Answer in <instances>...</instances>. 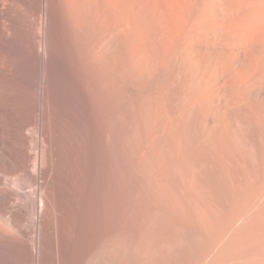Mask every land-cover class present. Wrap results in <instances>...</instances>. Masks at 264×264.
I'll list each match as a JSON object with an SVG mask.
<instances>
[{"label": "bare ground", "instance_id": "6f19581e", "mask_svg": "<svg viewBox=\"0 0 264 264\" xmlns=\"http://www.w3.org/2000/svg\"><path fill=\"white\" fill-rule=\"evenodd\" d=\"M0 25L15 39L11 43L21 40L0 42V264H93L95 259L113 264L117 228L131 220L132 159L142 173L136 175L140 182L150 170L156 173L149 177L161 193L177 182V176L171 175L173 181L166 174L169 169L173 174L190 160L192 133L186 124L203 126L196 140L199 153L203 147L216 167L226 163L228 145L252 143L242 130L257 119L260 106L264 110V0H0ZM31 31L34 39L28 36ZM256 125V135L264 138V127ZM142 150L143 157L136 158ZM216 167L214 172L222 168ZM185 178L179 179L183 183ZM180 183L175 189L185 184ZM161 195L159 202L167 196ZM170 195L168 206L183 197L177 201ZM253 198L250 204L260 206L259 198ZM250 204L238 205L227 218L230 230L238 221L242 228L252 220L255 224ZM225 234L212 240V248L219 249L211 252L213 264L222 263Z\"/></svg>", "mask_w": 264, "mask_h": 264}, {"label": "rangeland", "instance_id": "374dc122", "mask_svg": "<svg viewBox=\"0 0 264 264\" xmlns=\"http://www.w3.org/2000/svg\"><path fill=\"white\" fill-rule=\"evenodd\" d=\"M2 27H1V25H0V42L3 44V45H11V44H16V42H17V44H21V40L20 39H17L16 38V41H15V43H14V41H13V43H11L12 42V39L13 38H8L7 37V35L6 34H4L5 32L4 31H2V29H1ZM32 34V35H31ZM6 37H5V36ZM2 36V37H1ZM29 37L31 36V38L32 39H34V35H33V32L31 31L30 33H29V35H28ZM8 38V39H7ZM30 38V39H31ZM8 41H7V40ZM31 39V40H32ZM11 42H10V41ZM13 40H15V39H13ZM18 41H20V43H18ZM9 42V43H8ZM1 44V45H2ZM137 107V106H136ZM136 107H134L133 109L134 110H136L137 108ZM136 108V109H135ZM261 109V110H260ZM258 110V109H257ZM264 110L261 108V106L259 107V110L257 111L258 113H257V115L258 116H261L260 118L257 116L256 118V120L255 119H253L254 120V122H253V120L251 119L250 120V123H248V125H245L244 126V129L242 130L243 131V135H244V137L245 138H248L249 140H250V142H252V143H250L251 144V146L253 147V150L255 151V149H256V151L254 152L253 151V153H251V151H249L250 150V148H251V146H250V148H249V145L250 144H247L246 142H243V143H241L239 146H237V147H233V146H230V145H228V147L226 148L227 150H226V155H225V158H224V162H226V163H221V164H223V166H219L218 165V167H222L221 168V170H219V168L218 167H216V165H215V160H212V159H214L210 154H208V152L202 147L201 149H203V151L204 152H207V154L206 153H204L203 151H201L202 153H199L200 152V145H199V143H198V141H199V137L201 136V134L203 133V126H202V128L198 125V128H199V130H200V134H198L199 133V130H198V128L196 129V124L197 123H195L194 122V124H193V122L192 123H190V124H188V125H194V126H192V127H190V126H187V124L185 125V127H187V128H185L186 129V131L188 130V134H190V132H189V130L191 131V133H192V135H194V132L196 131V130H198V135L196 136V134L192 137V135L190 136L189 135V137L191 138L192 137V139H191V141H190V138H189V142H190V155H191V157H189V162H191V164L189 163H186V169H187V171H186V169L184 168V169H181V167H180V169H179V167H177L178 169H176L175 170V168H174V170H175V173H170V169H169V171H168V173H166V174H169V177L174 181L175 179H173L174 177V175H175V177L177 176V182L178 183H180L181 181H182V179H183V177L185 178V176H187L186 178H185V181L183 180V183L185 182V184L186 183H189L190 185H189V187L188 188H185L186 186H188V184H183L182 182V184L183 185H185V186H183V185H179V189L178 190H180V187H183V189H186V191L187 192H185V190H183V189H181V191H182V193H184L185 192V194L187 193V194H189V193H191V195L189 196H187V195H183V194H181V192L180 191H178L177 190V188L175 189V187L176 186H178L177 185V182L175 181V182H173V184L175 185V183H176V185H175V187H174V185H173V188L172 189H170V190H173V189H175V191H178V192H175L174 190H173V192H175V194H177L178 196H175L176 197V199H174L175 197H174V194L173 193H171L172 191H170V190H168V191H170V193H171V195L170 194H168L169 192L167 191V192H165V190L164 191H162L161 193H162V195H161V193H159L160 192V190L161 189H158L159 188V186L156 184L157 182L156 181H154L155 179H152L153 177H149V175L151 174L150 173V171H149V173L147 172V174L148 175H146V179L144 178V180H149L150 181V183H149V181H147V182H145L144 180H142L143 182H140V180L138 179L139 178V176L137 177L136 175H142V173L140 174V171H139V168H138V164H137V162L135 161V160H133L132 159V176H133V173H134V176H133V178L135 179H131L130 180V182L132 183L131 185V188H132V191L131 192H133V195L132 196H134L132 199H133V201L134 202H132L131 204V213L134 215V217H133V215L131 214V216H130V218H131V220L129 221V223L127 222V224L128 225H126L127 227H125V225H122L121 223L119 224V225H122V226H118L119 228H117V232H116V236H115V242L113 243V246L115 245V250L113 249V252H114V255H113V264H197V261H198V263L199 264H213V260L215 259V258H213V255H212V253L211 252H213L214 250H215V252H213V253H218L217 251L219 250V249H217V248H215L214 247V249L212 248V240H214V238L216 237V235H217V237H218V235H219V237L221 238V234L222 233H228V232H226L227 230L229 231L230 230V224H228L229 222H227V221H230L229 219H227V218H232V216L234 215V213L236 212V207L238 206V205H240L239 207H241V205L243 204V205H248V204H250V202L251 203H253L252 202V199H256V198H253V197H258L259 198V202L257 201L258 200V198H257V200H256V202H258V203H260V206L259 205H257L256 204V207L254 206V204H253V206H252V204H250V206H251V208H250V206H248L249 208H250V210L251 211H253L255 214H254V217H253V219H256V220H254V222H255V224L254 223H252L253 222V220L251 221V223H249V229L248 228H242V227H239L240 226V224H241V222L239 223V221L237 222V224H236V228L234 229L235 231H233V229H231L230 231H229V234H225V235H223V236H225V238H224V240H226L225 242H224V240H223V242H224V251L223 252H225V253H221L222 255H221V257H223L222 258V263L221 264H225V262H226V264H238V262H239V260H240V262H239V264H264V239H262L263 238V236H264V234H262V233H264V221L262 222V220H264V216L263 217H260V216H262L263 214H264V210L262 209V207L264 208V204H263V200L264 199H261L260 197H262L261 195L262 194H260V193H264L262 190H264V188L262 187V186H264L263 184H264V182H263V178H264V152H262V151H264V138H261L259 135L257 136L256 134L257 133H255V131H254V129H255V127L257 126L256 124H258V126L259 127H264V117H262V116H264V112H263ZM260 112V113H259ZM135 113L137 114V110L135 111ZM262 121V122H261ZM252 122V123H251ZM261 122V123H260ZM254 125H255V127H254ZM252 126V127H251ZM192 130H191V129ZM193 128H195L196 130L194 131V129ZM194 131V132H193ZM246 131V132H245ZM197 132V131H196ZM248 135V136H247ZM195 137H198V138H195ZM253 139V140H252ZM196 140H198L197 142H196ZM261 140V141H260ZM137 141H139V140H137ZM192 142V143H191ZM195 142V143H194ZM257 142V143H256ZM246 143V144H245ZM254 143H256V144H254ZM140 144V150L142 149V145H141V142L139 141L138 142V145ZM195 144H197L198 145V147H199V149H197L198 147H197V145H196V147L197 148H195ZM253 144V145H252ZM191 145H193V146H191ZM256 147H255V146ZM240 147V148H239ZM248 147V148H247ZM233 148H234V150H233ZM235 148H236V150H235ZM194 152H193V151ZM198 150V151H197ZM233 151V153H231ZM141 152V151H140ZM236 154H235V153ZM144 152H143V150H142V152L141 153H139V154H135L136 155V158H141L140 156H142L143 157V154ZM228 153V154H227ZM204 154H206V155H204ZM250 154H252V155H250ZM256 156H255V155ZM135 155H134V158H135ZM192 155H194V156H192ZM196 155V156H195ZM200 155V156H199ZM197 156H199V157H197ZM239 156V157H238ZM248 156H250V157H248ZM256 158H255V157ZM193 157H195L194 159H193ZM205 157V158H204ZM207 157V158H206ZM193 160H192V159ZM198 158V159H197ZM200 158V159H199ZM202 158V159H201ZM212 158V159H211ZM233 158H235V159H233ZM252 158V159H251ZM204 159H207V160H209V159H211V161H209V162H211V164L208 162H206ZM239 159H241V160H239ZM251 159V160H250ZM196 160V161H195ZM202 162V165H199V164H201V162ZM212 161L214 162V164L212 163ZM235 161V162H234ZM238 161V162H237ZM250 161V162H249ZM259 161V162H258ZM263 161V162H262ZM195 162V163H194ZM199 162V163H198ZM257 162V163H256ZM196 163H198V165L196 164ZM246 163V164H245ZM204 164H207V165H204ZM226 164V165H225ZM243 164H244V166H243ZM248 164V165H247ZM254 164V165H253ZM263 164V165H262ZM208 165L210 166V167H208ZM238 165V166H237ZM259 165V166H258ZM262 165V166H261ZM196 166V167H195ZM207 168H206V167ZM251 166V167H250ZM258 168H257V167ZM194 167H195V169H194ZM203 167H204V169H203ZM215 167H216V169H217V171L215 170V172H214V169H215ZM241 168V169H239V168ZM248 167V168H247ZM261 167H262V169H261ZM135 168V169H134ZM167 168V167H166ZM189 168V169H188ZM209 168H210V171H209ZM224 168H226V169H224ZM236 168V169H235ZM238 168V169H237ZM246 168V169H245ZM255 168V169H254ZM168 169V168H167ZM172 170V172H174L173 171V168H171ZM197 169V170H196ZM203 169V170H202ZM208 171H207V170ZM137 170V171H136ZM179 170V171H178ZM185 170L187 173H186V175H184L185 174V171L183 172V171ZM236 170H238V171H236ZM242 170V171H241ZM248 170V171H247ZM252 170V171H251ZM257 170V171H256ZM167 170H165V172H166ZM177 171V172H176ZM182 171V172H181ZM196 171V172H195ZM199 171V172H198ZM218 171H220L219 173H218ZM222 171V172H221ZM241 171V172H240ZM251 171V172H250ZM259 171V172H258ZM180 172V173H179ZM194 172V173H193ZM213 172H214V174H213ZM224 172V173H223ZM245 172V173H244ZM254 172V173H253ZM155 172H152V174H154ZM191 173H193V174H191ZM253 173V174H252ZM151 174V175H152ZM180 174V175H179ZM196 175V178L194 177L195 175ZM201 174V175H200ZM216 174H218V175H216ZM227 176H225V175ZM243 174V175H242ZM255 174H256V177H255ZM150 175V176H151ZM171 175H173V176H171ZM178 175L182 178L181 180L179 179L180 177H178ZM184 175V176H183ZM193 175V177L195 178V180H193L194 178H192L191 176ZM215 175V176H214ZM224 177H222V176ZM248 175H250V176H248ZM253 175V176H252ZM258 175V176H257ZM261 175V176H260ZM144 176V175H143ZM153 176V175H152ZM155 176H156V173H155ZM155 176H154V178H155ZM241 176V177H240ZM244 176V177H243ZM246 176V177H245ZM248 176V177H247ZM207 177V178H206ZM216 177V181H215V178ZM252 177V178H251ZM263 177V178H262ZM132 178V177H131ZM147 178H149V179H147ZM198 178V179H197ZM212 178V179H211ZM243 178H244V180H243ZM249 178V179H248ZM261 178V179H260ZM150 179H152V180H150ZM178 179L180 180V182L178 181ZM189 179H190V181H189ZM204 179V180H203ZM210 179H211V181H210ZM220 179H221V181H220ZM224 179H226V180H224ZM229 179V180H228ZM238 179V180H237ZM240 179V180H239ZM256 179H257V182H255L256 181ZM133 180V181H132ZM199 180H201V182H203V183H201L202 185H204V186H202L198 181ZM242 180V181H241ZM253 180V181H252ZM255 180V181H254ZM258 180H260L263 184H261V182L260 181H258ZM137 181H139L140 182V184H139V182H137ZM154 181L155 182V184H154V182H153V184H152V186H154V189H152L153 187L151 186V183ZM192 181V182H191ZM194 181V182H193ZM197 182V184H196V182ZM218 181H220V182H218ZM229 181V182H228ZM235 181H236V183H235ZM137 184H136V183ZM212 182V185L210 184ZM215 182V183H214ZM224 182V183H223ZM228 182V183H227ZM255 182V185L253 184ZM142 183H143V185H142ZM180 183V184H181ZM192 183V184H191ZM230 183V184H229ZM234 183V184H233ZM250 183H251V186H250ZM147 184H149L150 186H147ZM162 184V183H161ZM196 184V185H195ZM199 184H200V187H199ZM206 184H208V185H206ZM217 184H218V186H217ZM220 184H222V185H220ZM233 184V185H232ZM249 184V185H248ZM229 185V186H228ZM134 186V187H133ZM136 186V187H135ZM138 186V187H137ZM140 186V187H139ZM144 186H146V188L144 187ZM156 186H157V188H156ZM192 186V187H191ZM196 186V187H195ZM209 186V187H208ZM211 186V187H210ZM217 186V187H216ZM219 186H222L223 188H219ZM234 188V189H232V187ZM250 186V187H249ZM144 187V188H143ZM148 187H150V188H148ZM161 187V186H160ZM203 187H206V188H203ZM214 187V188H213ZM237 187L239 188L238 190H237ZM255 187V188H254ZM257 187V188H256ZM137 188V189H136ZM150 189V191L151 190H154V191H152V193L154 194L153 196L151 195V192H146V191H149L148 189ZM162 188V187H161ZM170 188V187H169ZM194 188V189H193ZM205 190V192H204V190ZM226 188V189H225ZM249 188V189H248ZM134 189V190H133ZM147 189V190H146ZM155 189H157V190H155ZM192 189V190H191ZM221 189V190H220ZM236 189V190H235ZM261 189V190H260ZM159 190V191H158ZM198 190V191H197ZM202 190H203V192H202ZM234 190V191H233ZM240 190V191H239ZM256 190H258V191H260V193L257 191V193H256ZM189 191V192H188ZM210 191V192H209ZM217 191H218V194H217ZM233 191V192H232ZM248 191V192H247ZM252 192V193H250V192ZM262 191V192H261ZM145 192V193H144ZM163 192H165V195L167 194V196L168 195H170V197L172 198V199H174V200H180L179 198H180V196L182 197V195H183V197L184 198H186L185 199V202L184 201H182V198H181V202H174V204L175 203H177L178 204V206H175V205H177V204H175L174 206L175 207H180V205L179 204H181V203H183L184 202V204L182 205V206H184L183 207V209L182 208H179L180 209V211H184L185 212V215H184V212H180V211H178L179 209L178 208H176L175 209V207L172 205L173 203L171 202V204H169L170 206H168V199L169 198H167V196L165 197V195H163L164 193ZM192 192H193V194H192ZM200 192V193H199ZM212 192V193H211ZM220 192H222L221 194H220ZM225 192V193H224ZM232 194H231V193ZM244 192V193H243ZM245 192H247V193H245ZM147 193H149L148 194V196H146L147 195ZM179 193V194H178ZM196 193V194H195ZM236 193V194H235ZM239 193V194H238ZM250 193V194H249ZM259 193V194H258ZM140 194V195H139ZM157 194V196L156 197H154L155 195ZM162 196V198L163 197H165V198H163V202H162V200L159 202V197H160V195ZM173 194V195H172ZM212 196H211V195ZM233 194H235V195H233ZM253 194H255V195H253ZM257 194V195H256ZM180 195V196H179ZM193 195V196H192ZM209 195V196H208ZM244 195V196H243ZM251 197H250V196ZM142 196V198H140ZM149 196H152V198H150ZM159 196V197H158ZM185 196H187V197H185ZM199 196H201V197H199ZM218 196V197H217ZM239 196V197H238ZM135 197H136V199H135ZM146 197V199L144 200V198ZM148 197H149V199H148ZM158 197V198H157ZM189 197H191V199L189 198ZM206 197V198H205ZM215 197V198H214ZM232 197H234V198H232ZM246 197H247V199H246ZM154 198H156V200L154 199ZM162 198H160V199H162ZM167 198V199H166ZM171 198H170V200H171ZM187 198H189V200H187ZM193 198V199H192ZM196 198V199H195ZM244 198V199H243ZM263 198H264V194H263ZM151 199V200H150ZM155 200V201H153V200ZM165 199V200H164ZM214 200V201H212V200ZM216 199H217V201H216ZM234 199V200H233ZM241 199V200H240ZM249 199H250V201H249ZM261 199V200H260ZM174 200H172V201H174ZM191 200V201H190ZM194 200H196V201H194ZM208 200H211L210 202L208 201ZM230 200H231V202H230ZM244 200V201H243ZM141 201V202H140ZM144 201V202H143ZM146 201V202H145ZM148 201H150V202H148ZM186 201H190V203L192 204V205H190L189 206V208L190 209H188V204H187V202ZM207 201V202H206ZM219 201V202H218ZM233 201V202H232ZM241 203H240V202ZM249 203H248V202ZM254 201V200H253ZM137 202V203H136ZM148 202V203H147ZM155 202H157V203H155ZM167 203V205L166 204H164V203ZM205 202L207 203V204H205ZM213 202V203H212ZM237 202V203H236ZM243 202V203H242ZM247 202V203H246ZM135 203V204H134ZM138 203H139V205H138ZM141 203V204H140ZM146 203V204H145ZM194 203V204H193ZM199 203V204H198ZM203 203V204H202ZM211 203V204H210ZM217 203V204H216ZM227 203H228V205H227ZM143 204V205H142ZM159 204H160V206H159ZM162 204V205H161ZM231 204V205H230ZM133 205H135V206H133ZM151 205H152V207H151ZM155 205V206H154ZM201 205V206H200ZM227 205V206H226ZM232 205H233V207H232ZM263 205V206H262ZM145 206V207H144ZM154 206V207H153ZM165 206H166V208H165ZM173 206V207H172ZM196 206V207H195ZM206 206H208V207H206ZM213 206V207H212ZM224 206V207H223ZM257 206H259V208H257ZM142 207V208H141ZM159 207V208H158ZM165 209H164V208ZM187 207V208H186ZM198 207H200V208H198ZM252 207H255V208H253L252 209ZM261 207V208H260ZM146 208V209H145ZM157 208V209H156ZM168 208V209H167ZM191 208L193 209V210H191ZM199 210H198V209ZM204 208H206V209H204ZM210 208H212V209H210ZM214 208V209H213ZM225 208V209H224ZM133 209H134V211H133ZM138 209L140 210V211H138ZM145 209V210H144ZM173 211H172V210ZM184 209H186V211L187 210H189V211H185ZM195 209V210H194ZM235 211H234V210ZM262 209V210H261ZM154 210H155V212H154ZM161 210V211H160ZM163 210V211H162ZM170 210V211H169ZM190 210H191V212H190ZM215 210H218V211H215ZM221 210V211H220ZM225 210V211H224ZM157 211V212H156ZM168 211V212H167ZM197 211V212H196ZM199 211H200V213H199ZM206 211V212H205ZM215 211V212H214ZM233 211V212H232ZM148 212L150 213V214H148ZM177 212V213H176ZM191 214H190V213ZM193 212V213H192ZM212 212V213H211ZM228 214H227V213ZM260 212H261V214H260ZM263 212V213H262ZM138 213H139V215H138ZM142 213H143V215H142ZM163 213H165V214H163ZM172 213H174V214H172ZM178 213H180V214H178ZM188 213V214H187ZM197 213V214H196ZM215 213V214H214ZM216 213H218V214H216ZM225 215V213H226V215L224 216L223 214ZM161 214V215H160ZM169 214H171L170 216H169ZM178 214V215H177ZM194 214V215H193ZM232 214V215H231ZM151 215H153V216H151ZM173 215V216H172ZM181 215V216H180ZM193 215V216H192ZM202 215V216H201ZM209 215V216H208ZM257 215V216H256ZM260 215V216H259ZM139 217V219H138V217ZM141 216V217H140ZM157 216V217H156ZM164 216V217H163ZM189 216V217H188ZM194 216H195V218H194ZM259 216V217H258ZM173 217V218H172ZM190 217H191V219H190ZM212 217V218H211ZM217 217V218H216ZM225 217V218H224ZM256 217V218H255ZM133 218V219H132ZM146 219V221H145V219ZM148 218V219H147ZM154 218V219H153ZM172 218V219H171ZM194 218V219H193ZM198 218V219H197ZM201 218H203V219H201ZM206 218H207V220H206ZM211 218V220H209ZM223 218V219H222ZM230 218V219H231ZM261 219V220H259V219ZM136 219L137 220H139V222L138 221H136ZM161 219V220H160ZM183 219V220H182ZM170 220V221H169ZM179 222H178V221ZM180 220L183 222H180ZM192 220V221H191ZM197 220V221H196ZM199 220V221H198ZM219 220H223L224 222H225V224H222V225H224L223 227H220L218 224V221ZM227 220V221H226ZM147 221H148V223H147ZM160 221V222H159ZM162 221V222H161ZM173 221V222H172ZM215 221V222H214ZM134 224H133V223ZM136 222H138V223H136ZM172 222V223H171ZM175 222V223H174ZM194 222V223H193ZM227 222V223H226ZM259 222V223H258ZM262 222V223H261ZM123 223V222H122ZM132 223V224H131ZM136 223V224H135ZM145 223V224H144ZM157 223V224H156ZM168 223V224H167ZM185 223V224H184ZM211 223V224H210ZM148 224V225H147ZM160 224V225H159ZM184 224V225H183ZM190 226H189V225ZM261 224H263V225H261ZM132 225V226H131ZM134 225V226H133ZM141 225V226H140ZM144 225V226H143ZM152 225V226H151ZM164 225H166V226H164ZM173 225V226H172ZM176 225V226H175ZM183 225V226H182ZM200 225V226H199ZM202 225V226H201ZM229 225V226H228ZM261 227H260V226ZM129 226V227H128ZM164 228H163V227ZM185 226V227H184ZM186 226H188V227H186ZM210 226V227H209ZM226 226H228V227H226ZM121 227L122 228H124V229H121ZM139 227V228H138ZM145 227V228H144ZM166 227V228H165ZM175 227H177V228H175ZM204 227V228H203ZM206 227V228H205ZM218 227H219V229H218ZM253 227V228H252ZM128 228H130L129 230H127ZM147 228V229H146ZM168 228V229H167ZM171 228V230H169ZM181 228V229H180ZM202 228V229H201ZM215 228V229H214ZM226 229V230H223V229ZM257 228H259V229H257ZM121 231H119V230ZM154 229H155V231H154ZM159 229V230H158ZM210 229H212V231L210 230ZM236 229H238V230H236ZM240 229H242V233H240ZM247 229V230H246ZM255 229H257V230H255ZM125 230V232H123ZM126 230H127V232H126ZM161 230V231H160ZM173 230V231H172ZM199 230V231H198ZM214 230H215V232H214ZM218 230V231H217ZM247 232H246V231ZM129 231V232H128ZM157 231V232H156ZM170 231V232H169ZM205 231V232H204ZM233 231V232H232ZM239 233H238V232ZM243 231H244V233H243ZM251 231V232H250ZM143 232V233H142ZM175 232H177V234H175ZM142 233V234H141ZM162 233V234H161ZM174 233V234H173ZM221 233V234H220ZM233 233H235V234H233ZM251 233V234H250ZM255 233V234H254ZM144 234V235H143ZM164 234H165V237H164ZM170 234V235H169ZM200 234V235H199ZM230 234H232V235H230ZM241 234V235H240ZM244 234L246 235L245 236V238H244ZM248 234V235H247ZM124 235V236H123ZM126 235V236H125ZM143 235V236H142ZM169 235V236H168ZM205 235V236H204ZM209 235V236H208ZM211 235V236H210ZM213 235V236H212ZM232 236V237H230V236ZM235 235H236V237H235ZM255 235H259V237H257V236H255ZM159 236V237H158ZM239 236V237H238ZM242 236V237H241ZM138 237H139V239H138ZM151 237H152V239H151ZM161 237V238H160ZM207 239H206V238ZM216 237V238H217ZM246 237L248 238V239H246ZM251 237V239H249ZM254 237V238H253ZM150 240H149V239ZM163 238H165V240L163 239ZM178 238V239H177ZM223 238V237H222ZM228 238H229V240H228ZM137 239V240H136ZM175 239V240H174ZM211 239V240H210ZM233 239V240H232ZM238 239V240H237ZM242 239V240H241ZM261 239V240H260ZM141 240V241H140ZM148 242H147V241ZM152 240V241H151ZM234 240H236V242L234 241ZM246 240V241H245ZM258 240V241H257ZM141 242V243H139V242ZM143 241V242H142ZM145 241H146V243H145ZM206 241V242H205ZM210 241V242H209ZM243 241V242H242ZM254 241H256V242H254ZM263 241V242H262ZM136 242H138V243H136ZM169 242V243H168ZM173 242H174V244H173ZM204 242V243H203ZM242 244H240V243ZM245 242V243H244ZM253 242V243H252ZM261 242V243H260ZM143 243V244H142ZM151 243V244H150ZM178 243V244H177ZM199 243H200V246H199ZM203 243V244H202ZM208 243V244H207ZM226 243V244H225ZM231 243V244H230ZM136 244V245H135ZM237 246H236V245ZM253 244V245H252ZM256 244H257V246H256ZM135 245V246H134ZM150 245V246H149ZM202 245H204V246H202ZM206 245V246H205ZM227 245V246H226ZM229 245V246H228ZM230 245H231V247H230ZM242 247H241V246ZM260 245V246H259ZM262 245V246H261ZM165 246V247H164ZM242 248V249H240V247ZM246 246V247H245ZM248 246V247H247ZM253 247L254 249H258V252H257V249L255 250V252H254V249L253 248H251V247ZM256 246V247H255ZM259 246V247H258ZM135 247V248H134ZM152 249H151V248ZM154 247V248H153ZM204 247V248H203ZM208 247V248H207ZM209 247L211 248L210 250H209ZM232 247H234V248H232ZM250 247V248H249ZM139 250H138V249ZM227 248V249H226ZM232 248V249H231ZM236 248H237V250H239V251H237L236 250ZM140 249H141V251H140ZM144 249V250H143ZM153 249H155V250H153ZM172 249V250H171ZM198 249H199V251H198ZM200 249H202V250H200ZM204 249V250H203ZM213 249V250H212ZM244 249H245V252L247 253H245L244 252ZM261 249V250H260ZM135 250V252H133ZM145 251V252H143V251ZM163 250H164V252H163ZM168 252H167V251ZM206 250V251H205ZM226 250V251H225ZM234 250H236V251H234ZM240 250H241V252H240ZM154 251H155V253H154ZM202 251V252H201ZM204 251V252H203ZM207 251H209V252H207ZM230 251V252H229ZM249 251H250V254H249ZM260 251H262V252H260ZM144 254H143V253ZM148 252V253H147ZM150 252V253H149ZM237 252V253H236ZM243 252V253H242ZM158 253V254H157ZM166 253V254H165ZM211 253V254H210ZM256 253V254H255ZM151 254V255H150ZM163 254H165V255H163ZM196 254V255H195ZM209 254V255H208ZM231 254V255H230ZM242 254V255H241ZM263 254V255H262ZM142 256V257H140V256ZM146 255V256H145ZM155 255H159V256H155ZM190 255V256H189ZM198 255H200V256H202V258L200 257V256H198ZM216 255V254H215ZM214 255V256H215ZM227 255V256H226ZM230 256V258H231V260H230V258H229V256ZM238 255V257H236ZM244 255V256H243ZM246 255V256H245ZM250 255V256H249ZM144 256V257H143ZM185 256V257H184ZM189 256V257H188ZM207 256V257H206ZM226 256V257H225ZM252 256V257H251ZM147 257H148V259H147ZM160 257V258H159ZM161 257L164 259H161ZM194 257V258H193ZM200 257V258H199ZM210 258V260H209V258ZM212 257V258H211ZM215 257H217V256H215ZM228 257V258H227ZM234 259H233V258ZM251 257V258H250ZM98 258V257H97ZM143 258V259H142ZM158 260H157V259ZM172 258V259H171ZM180 258H181V260H180ZM183 258H185V259H183ZM189 258V259H188ZM197 258V259H196ZM199 258V259H198ZM241 258H243V259H241ZM247 258V259H246ZM256 258H258V259H256ZM262 258V259H261ZM99 259V258H98ZM120 259V260H119ZM183 259V260H182ZM188 259V260H187ZM236 259V260H235ZM244 259H246V260H244ZM250 259V260H249ZM254 259V260H253ZM260 259V260H259ZM138 262H137V261ZM140 260V261H139ZM185 260V261H184ZM195 260V261H194ZM206 260V261H205ZM212 260V261H211ZM226 260V261H225ZM229 260V261H228ZM232 260H233V263H232ZM242 260H243V262H242ZM258 260V261H257ZM99 261H100V259H99ZM136 261V262H135ZM209 261V262H208ZM231 261V262H230ZM234 261L236 262V263H234ZM248 261H250V262H248ZM255 261V262H254ZM95 262V263H94ZM135 262V263H134ZM190 262V263H189ZM196 262V263H195ZM248 262V263H247ZM100 264L99 262H98V260L97 259H95V261H93V264Z\"/></svg>", "mask_w": 264, "mask_h": 264}]
</instances>
